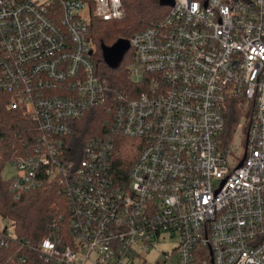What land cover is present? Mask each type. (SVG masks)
Segmentation results:
<instances>
[{"label": "built area", "instance_id": "obj_1", "mask_svg": "<svg viewBox=\"0 0 264 264\" xmlns=\"http://www.w3.org/2000/svg\"><path fill=\"white\" fill-rule=\"evenodd\" d=\"M126 16L123 0H0V93L33 130L11 192L55 186L68 211L67 232L26 244L45 264H149L169 238L159 258L179 264H264V0H173L129 39L134 96L108 86L90 38ZM97 108L104 130L83 140ZM119 136L138 152L126 177ZM5 229L1 247L20 245Z\"/></svg>", "mask_w": 264, "mask_h": 264}, {"label": "trees", "instance_id": "obj_2", "mask_svg": "<svg viewBox=\"0 0 264 264\" xmlns=\"http://www.w3.org/2000/svg\"><path fill=\"white\" fill-rule=\"evenodd\" d=\"M127 16L120 21L105 22L93 20L90 26V38L97 51L93 57L99 64V72L108 86L117 93H129L133 96L144 90V87L135 85L130 81L127 66L134 61V52L130 49L122 62L110 66L104 56V48L114 45L121 39H131L136 33L145 30L156 21L165 18L170 5L163 4L162 0H123ZM7 96L0 93V217L12 224L14 233L21 241L20 245L10 243L9 248L0 245V264H21L15 254L20 249L27 255L25 264H45L31 247L37 246L44 238L49 236L54 229L60 226L63 232L68 229V211L63 196L55 186H49L16 198L11 192V181L2 176L3 169L19 156L26 154L24 141L32 139V123L20 112L7 109ZM106 113L104 108L94 109L81 122L80 137L85 140L97 136L104 130ZM239 113L232 111L228 114L226 128L221 138L228 144L234 136ZM115 170L117 175L126 177L133 166L131 139L119 136L117 139ZM65 215V220L61 217ZM8 229V228H7ZM4 230V233L7 232ZM1 243V242H0Z\"/></svg>", "mask_w": 264, "mask_h": 264}, {"label": "rangeland", "instance_id": "obj_3", "mask_svg": "<svg viewBox=\"0 0 264 264\" xmlns=\"http://www.w3.org/2000/svg\"><path fill=\"white\" fill-rule=\"evenodd\" d=\"M92 46L94 47L95 52H96L97 49L95 47V44L93 43ZM236 140L237 138L235 139V141ZM17 173H18L17 168L11 162V163H8L3 169L2 176L5 180H11L13 177L17 175ZM5 228H8V231L10 233H13L12 224L8 221H5L4 219L0 217V230H3ZM175 246H176V240L170 239V238L166 242L159 243L156 249L150 250L148 257H147L148 263L153 264L158 260L160 264H179L176 256L171 257L170 260H166L164 255L159 258V255H160L159 251L170 252Z\"/></svg>", "mask_w": 264, "mask_h": 264}, {"label": "water", "instance_id": "obj_4", "mask_svg": "<svg viewBox=\"0 0 264 264\" xmlns=\"http://www.w3.org/2000/svg\"><path fill=\"white\" fill-rule=\"evenodd\" d=\"M162 2L163 4L166 5L173 4V0H162ZM129 50H130L129 39H121L118 42H116L114 45L110 47H105L104 56L106 62L112 67L118 66L122 62L124 56Z\"/></svg>", "mask_w": 264, "mask_h": 264}]
</instances>
